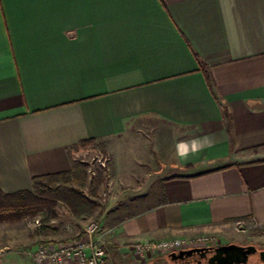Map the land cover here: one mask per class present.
<instances>
[{"label": "crops", "instance_id": "obj_1", "mask_svg": "<svg viewBox=\"0 0 264 264\" xmlns=\"http://www.w3.org/2000/svg\"><path fill=\"white\" fill-rule=\"evenodd\" d=\"M134 137L158 160L138 177L114 161L145 183L100 217L108 261L264 233V0H0V192L68 172L79 142Z\"/></svg>", "mask_w": 264, "mask_h": 264}, {"label": "rangeland", "instance_id": "obj_2", "mask_svg": "<svg viewBox=\"0 0 264 264\" xmlns=\"http://www.w3.org/2000/svg\"><path fill=\"white\" fill-rule=\"evenodd\" d=\"M145 140L146 138L139 137L124 138L119 142L118 150L117 148L107 149L94 143L73 150L71 153L74 155V162L70 170H79L84 175L81 181L74 179L70 185L82 192L84 198L89 202L91 212L87 213L89 210H84L83 214L80 213L79 216H76L72 214L65 203L54 201L53 205L48 203L44 211L33 216L27 215L12 221L5 219L0 222V252L17 256L19 259L23 255L25 258L26 255L31 259L30 264H36L29 256V252L34 248L43 244H64L79 240L88 223H98L102 215L105 216L109 212H113L121 204L134 198L131 196L140 192L139 187L145 183V179H138L136 182L119 180V177L123 175L128 177L129 174L117 173L114 161L117 160L118 163L124 160L136 161L137 165L134 164L132 168H137V177L143 175L145 171L150 172L153 167L145 163L147 160H158L154 151L156 144L151 142L152 148L144 149ZM152 152H154L153 159L150 158ZM131 175L133 176V174ZM128 185H135V187L129 188ZM46 198L51 200L47 195ZM69 222L75 227V233L72 236H67L66 230H64V226ZM238 234L236 239H246L251 236L254 237V240L264 243L263 232L248 229L240 231ZM138 260H140V264H169L166 256L159 254H151L149 257ZM134 263L129 262V264Z\"/></svg>", "mask_w": 264, "mask_h": 264}, {"label": "built area", "instance_id": "obj_3", "mask_svg": "<svg viewBox=\"0 0 264 264\" xmlns=\"http://www.w3.org/2000/svg\"><path fill=\"white\" fill-rule=\"evenodd\" d=\"M217 242L216 236L168 239L134 244L130 247V253L134 258L144 259L151 254L167 256L182 250L206 248ZM29 256L36 264H113L107 259L101 227L97 222L88 223L79 240L64 244H43L29 252Z\"/></svg>", "mask_w": 264, "mask_h": 264}, {"label": "trees", "instance_id": "obj_4", "mask_svg": "<svg viewBox=\"0 0 264 264\" xmlns=\"http://www.w3.org/2000/svg\"><path fill=\"white\" fill-rule=\"evenodd\" d=\"M93 144L92 140L79 142L71 150ZM83 172L69 170L65 173L35 177L31 180L30 192H18L7 195L0 192V222L3 220H17L27 215H35L47 208V204L53 205L54 201H61L67 205L73 215L79 216L84 210L91 208L82 192L71 186L74 179L81 181ZM46 195L51 198L47 200ZM49 201V202H48ZM14 202L13 204H11ZM91 211H87L90 213Z\"/></svg>", "mask_w": 264, "mask_h": 264}, {"label": "flooded vegetation", "instance_id": "obj_5", "mask_svg": "<svg viewBox=\"0 0 264 264\" xmlns=\"http://www.w3.org/2000/svg\"><path fill=\"white\" fill-rule=\"evenodd\" d=\"M249 236L246 239L219 240L206 248H192L178 256H166L169 264H264V243Z\"/></svg>", "mask_w": 264, "mask_h": 264}, {"label": "water", "instance_id": "obj_6", "mask_svg": "<svg viewBox=\"0 0 264 264\" xmlns=\"http://www.w3.org/2000/svg\"><path fill=\"white\" fill-rule=\"evenodd\" d=\"M191 251H179L178 253H176L178 256L180 255H185L190 253ZM170 256H175V253H171Z\"/></svg>", "mask_w": 264, "mask_h": 264}]
</instances>
